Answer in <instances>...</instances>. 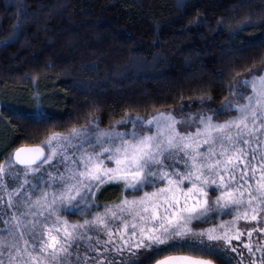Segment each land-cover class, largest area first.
Segmentation results:
<instances>
[{"label": "snow or ice", "instance_id": "snow-or-ice-1", "mask_svg": "<svg viewBox=\"0 0 264 264\" xmlns=\"http://www.w3.org/2000/svg\"><path fill=\"white\" fill-rule=\"evenodd\" d=\"M228 92L207 111L126 115L107 129L94 117L16 149L0 163V264H233L225 253L243 260L244 248L246 264H264V74ZM107 185L125 194L101 205ZM177 248L197 254H163Z\"/></svg>", "mask_w": 264, "mask_h": 264}, {"label": "trees", "instance_id": "trees-1", "mask_svg": "<svg viewBox=\"0 0 264 264\" xmlns=\"http://www.w3.org/2000/svg\"><path fill=\"white\" fill-rule=\"evenodd\" d=\"M263 62L264 0H0V90L47 81L60 102L43 122L1 106L0 163L18 146H43L49 132L94 117L109 126L191 99L222 101ZM115 194L100 204L117 202ZM172 253L197 254H163Z\"/></svg>", "mask_w": 264, "mask_h": 264}, {"label": "rangeland", "instance_id": "rangeland-1", "mask_svg": "<svg viewBox=\"0 0 264 264\" xmlns=\"http://www.w3.org/2000/svg\"><path fill=\"white\" fill-rule=\"evenodd\" d=\"M250 73H255L257 75H261L264 74V62L263 64H260L259 66L253 68L252 70L246 72L245 74L241 75L238 77H248L250 78ZM235 83V81H234ZM229 96V95H228ZM201 100H205V99H191L189 101L186 102H182L180 104H177L174 107H171L170 109H161V110H155L152 111L150 113L147 114H142L139 116H145L148 117L150 115H152L153 113L157 112V111H172L175 115H177L178 117L182 116V115H186L188 113H196L199 112L201 110L203 111H207V107L210 106L212 108H215L217 106H219L221 104V102L223 101H219V102H208L207 104L202 108V105L200 103ZM206 101V100H205ZM60 105V102H57L56 99V88L55 86L47 81H35L32 85V87L28 90L25 89H14L12 87H6L0 90V108L1 106H9L11 108L14 109H24L27 111H30L33 115H38L40 112H44L47 113L48 112H54L58 109V106ZM181 105H184V108L181 109ZM131 116H137L135 114H130ZM227 118L226 114H221V115H217L214 117L215 120H219L222 121L224 119ZM92 121V120H91ZM80 126V127H84V126H90V122ZM116 123V122H115ZM115 123L109 125V126H104L102 124H99L100 128L102 129H107L111 126H114ZM118 127L121 130H124V128L126 127L125 125H118ZM128 128H130V125L127 126ZM154 130V129H153ZM5 137V130L2 127V125L0 124V138H4ZM3 139L2 142H0V148L3 146ZM69 151H74V149H69ZM55 163V161L53 162ZM21 167V166H19ZM22 168V167H21ZM45 168H47V165H45ZM113 189H116V194H120V198L125 194L122 190V187H118L116 185H107L105 186V188L102 190V193H97V201L100 203L99 199L103 196H108L109 194L112 195L113 194ZM115 194V195H116ZM104 204H111L108 202H104L101 203V205ZM101 211L103 210L102 208L100 209ZM63 216H65L67 219L69 218L70 214H68L67 212H63L62 213ZM82 217L80 216V214H73L72 215V220L69 218V222H75L77 220H81ZM224 219H229V217L225 216ZM241 224L243 225H249L252 226L255 224V222H250V221H241ZM205 227L207 225H204ZM256 235V234H254ZM242 239L247 240V237H242ZM237 244L239 242H236ZM244 252V259L241 260L239 256H237L236 253H232V252H228L229 255L233 256L234 259L236 260V263L238 264H246V261L249 259L248 255H247V249H241Z\"/></svg>", "mask_w": 264, "mask_h": 264}, {"label": "water", "instance_id": "water-1", "mask_svg": "<svg viewBox=\"0 0 264 264\" xmlns=\"http://www.w3.org/2000/svg\"><path fill=\"white\" fill-rule=\"evenodd\" d=\"M35 145H37V144H25V145H21V146H18L17 148H15L13 151H12V153H11V156L15 153V151H16V149H18V148H22V147H32V146H35ZM42 146V145H41ZM46 151V150H45ZM22 167V166H21ZM153 264H154V262H153ZM216 264V263H215Z\"/></svg>", "mask_w": 264, "mask_h": 264}]
</instances>
